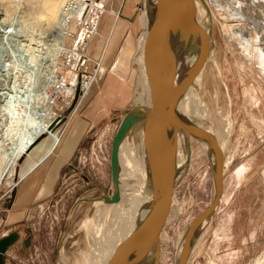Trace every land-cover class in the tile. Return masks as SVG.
<instances>
[{"label": "rangeland", "instance_id": "obj_1", "mask_svg": "<svg viewBox=\"0 0 264 264\" xmlns=\"http://www.w3.org/2000/svg\"><path fill=\"white\" fill-rule=\"evenodd\" d=\"M74 1L67 0L53 21L42 19L38 22L27 20L23 14L28 1H5L9 12L7 31L0 34V84L5 93V98L0 100V156L9 153L16 147L15 141L26 138L37 123L42 124L46 119L42 101L59 90L62 76L59 59L66 44L65 33L72 30L77 21L72 12ZM108 1L109 13H116L121 0H105L106 4ZM138 2L127 0L124 13H129ZM232 2L247 16L243 29L231 31L223 20L226 16L213 11V24L206 25L212 29L215 45L204 67L198 93L186 97L192 117L210 128L221 143H227L223 197L217 212L196 240L188 264H264V1ZM109 17L105 33L99 31L95 38L97 53L101 55L106 47V57L108 52L114 56L124 49L126 54H132V59L125 63V71L121 68L120 78L114 82L109 78L113 69L109 55L104 66L106 77L99 79L96 95L89 96L91 102L99 95L107 96V115L97 128V144L87 148L83 158L74 160L63 170L58 197L41 204L38 209L31 208L29 221L9 230L19 231L23 243L30 241V237L32 241L35 239L37 259L34 253L33 258L37 264H104L110 243L113 246L124 237L126 219L135 218L134 213L122 218L121 212L126 211L132 198L126 191L129 180L140 175L135 173L137 177H130L132 166L143 162L140 125L125 140L121 150L123 202L113 205L107 215L103 212L107 206L104 204L91 213V201L113 194L109 159L121 121L136 107H150L138 64L145 17L137 33L136 45L126 48V37L121 39L118 34L127 26L122 25V20L116 22L112 14ZM51 54L56 57L54 69L49 67L51 61H45V57L51 59ZM111 86V91L116 93L107 91ZM63 111L59 101L57 113ZM229 122L232 127L228 134ZM192 140L189 167L175 192L161 233L160 264H178L177 247L187 228L213 201V167L201 146L203 142ZM29 160L28 155L22 156L13 166L12 174L0 185V212L9 207L19 181L16 180L17 172ZM150 193L151 188L145 186V197ZM0 226L3 227L1 220Z\"/></svg>", "mask_w": 264, "mask_h": 264}, {"label": "water", "instance_id": "obj_2", "mask_svg": "<svg viewBox=\"0 0 264 264\" xmlns=\"http://www.w3.org/2000/svg\"><path fill=\"white\" fill-rule=\"evenodd\" d=\"M144 3L145 25L139 41V54L143 58L150 86V107H136L121 121L112 141L110 155L113 194L97 199L107 206L121 202V148L135 127L140 125L147 169L153 176L152 200L138 227L116 243L107 264H140L149 255H152L155 264H159L161 233L168 220L175 192L188 170V164L184 169L179 167V154L188 156L190 143L186 137H191L209 147L215 164L210 160L213 167V201L195 217L181 242L178 264H188L196 240L217 212L223 197L224 154L210 128L181 114L179 107L193 81L206 66L215 44L211 27L205 30L197 17L194 0H144ZM179 35L182 36V51L200 42L199 57L181 80L176 78L175 51L172 49ZM182 136L185 147L180 153L178 145ZM208 157L210 159V155ZM94 210L91 208V213ZM19 240L20 235L16 232L0 239V264H6L9 249Z\"/></svg>", "mask_w": 264, "mask_h": 264}, {"label": "crops", "instance_id": "obj_3", "mask_svg": "<svg viewBox=\"0 0 264 264\" xmlns=\"http://www.w3.org/2000/svg\"><path fill=\"white\" fill-rule=\"evenodd\" d=\"M108 16V17H107ZM144 13L136 10L135 3L129 13H124L122 25L127 26L125 29H120L119 34L123 39L125 36V48L136 45L137 33L142 28V20ZM110 17L109 14L104 16L102 24L100 26V33H105ZM124 30L127 32H124ZM95 41L93 42L90 50V55L94 59H98L100 54L95 49ZM99 48V47H98ZM112 57L113 69L109 74L114 82L120 77L121 68L125 71V63L132 59V54L128 55L122 49L121 53H117L113 56L112 52L107 53L106 59ZM111 62V61H110ZM109 62V63H110ZM111 62V63H112ZM123 64V65H122ZM106 71L103 69L97 84L91 90L89 96L93 97L98 91L99 79L104 75ZM113 86L109 87L110 94H114L117 91H111ZM94 92L92 93V91ZM109 95V94H108ZM88 96L87 102L82 111L73 119L67 132L62 137L58 146L52 150L53 139L50 137L40 140L35 146H33L26 154L30 160L26 165L21 166L17 172L16 180H19V184L13 191V198L7 209L3 208L0 212V220L3 223V227L0 226V239L8 236L12 232L17 230H10V227H18L26 224L29 221L30 209L37 208L41 204L58 197L59 184L63 183L62 173L67 165L71 164L74 160L83 158L84 152L87 148L95 146L97 144V138L99 135L98 127L100 123L106 118L105 107H107V96L99 95L91 102V97ZM91 102V103H90ZM43 137V136H42ZM87 147L84 148L87 141ZM111 155V154H110ZM110 163V159H109ZM69 221V225H70ZM71 226V225H70ZM69 226V227H70ZM8 228V229H5ZM7 230V233H3ZM21 239V235H20ZM19 240L12 248L9 249L6 255V264H37V244L35 239L32 241ZM36 256V259L33 258ZM215 264V263H213Z\"/></svg>", "mask_w": 264, "mask_h": 264}, {"label": "bare ground", "instance_id": "obj_4", "mask_svg": "<svg viewBox=\"0 0 264 264\" xmlns=\"http://www.w3.org/2000/svg\"><path fill=\"white\" fill-rule=\"evenodd\" d=\"M5 1L6 0H0V34L1 33H6L7 28H8V26H7L8 20L7 19H8V12L9 11H8L7 6H5ZM26 1H28V2L25 4V6L23 8V14L27 18V20H32V21L34 20L35 22H38V20L41 21L42 19L46 20V21H53L55 19L56 15H57V13L60 11V9L64 7L63 5L66 3L67 0H35V1L26 0ZM75 1L79 5L80 4L79 2L81 0H75ZM257 1H260V0H257ZM261 1H264V0H261ZM194 4H195L196 10H197V17L200 20V22L203 24L202 25L203 28L205 30H209L210 26L207 27L206 23L209 24V22H210V24L211 23L213 24V20H214V15H213L212 11L210 10V7L203 0H194ZM77 10L78 11L80 10L79 6H77ZM241 17L243 18V15H241ZM226 22H227V27L229 29H234L233 31L242 30L243 26H244V23L237 22L236 24H234V22H236L235 20H226ZM181 39H182V36L179 35L178 37L175 38L176 41L172 45V49L175 51L174 53H175V59H176V78L178 80L179 79L181 80L186 75V73L193 67V65L197 61V59L199 57V54H200V52H199L200 42H198V43L196 42L190 48H187V50L185 49L184 51H182V49H183L182 45L183 44H181V41H180ZM53 53L55 54V51H53ZM176 53H178V55H176ZM261 56H262V54H261ZM263 57H264V53H263ZM55 60H56V57L54 55L51 56V59L45 57V61L47 63H50V61H51V64H50L49 67L52 68V69L55 68V64H56ZM138 64H139V66H140V68H141V70L143 72V81H144L145 87L148 90V92L150 93V86H149V82H148V79H147V76H146V73H145L143 58L141 56L139 57ZM218 69L220 70V68H218ZM203 74H204V68L201 71V73L197 76V78L193 81V83L190 86V88L187 91V93L184 95L183 99L181 100L180 107H179V110H180L181 114L187 116L188 118H190L192 121L196 122L199 125H200V123L197 122V120L194 119L192 117L191 113L189 112V108H188L189 104L186 103V97L187 96L189 97V95H191V94L195 95L196 90H198V88H199V84L202 83ZM5 76H7V75H5ZM4 82L6 83V81H4ZM60 87L63 88L64 91L68 95H70V98L73 96V94H74V88L73 87H68L67 85L64 86V84H60ZM196 93H198V92H196ZM3 96H5V93L3 92L2 85L0 84V100L5 98ZM45 101H46V97L43 99L42 103H45ZM143 107H146V106H143ZM200 107L201 106H199V108ZM204 109H206V108H204ZM45 111H46V119L44 121V124L36 125L29 132V135L26 138L21 139V141H18V142L15 141L14 142V145L16 146L15 148H12L9 151V153H6L3 156L2 155L0 156V185L3 183V181H4L6 176H8V175L10 176L12 174L13 166L15 165V163L22 156L26 155L33 146H35L44 137H50L51 139H53L52 136L50 135L51 134L50 133V126L52 125V123L54 122V120H55V118L57 117L58 114L55 112V106L50 105V104L47 106ZM204 115H205V113H204ZM204 115L202 114V116H204ZM5 116H6V113H4V117ZM204 117H206V116H204ZM203 123H205V122H203ZM231 127H232V124H231V122H229L228 125H227V130H226V132L228 134L230 132V128ZM209 131L212 134H214L211 129H209ZM214 136H215V134H214ZM183 137L184 136H182V138L179 140V145H178L180 153H181V150L182 151L184 150L183 147H185V140H184ZM186 138H188L189 143L191 141H193L191 137H186ZM215 138L217 140V143L219 144V147H220L221 151L223 152V154H225V151H226V148H227L226 147L227 146L226 141L224 142L222 140L224 143L223 142L221 143L216 136H215ZM57 146L58 145H56V142L53 140L52 150H54ZM201 146L203 147V150H205L204 153H208V155H210V160H211L212 164H215L214 156L212 155L209 147L206 144H203V143H201ZM122 147H123V145H122ZM143 148H144V144L141 145L143 162L141 163V165L138 164L137 166H134V165L132 166V170L133 171L130 174V177H132V176L134 178L137 177V175L135 173H140V175H138L137 179L129 180L130 185L126 189V191L129 192V194L132 196V198L128 201V205H127L126 211H122L121 212L122 218L125 215H131L132 213H134V216H135L134 220L126 219L127 223L125 224L124 231H123V234H124L125 238L127 236H129L138 227L140 219L145 215L146 208L149 205L150 201L152 200L151 199L152 193H150L146 197L144 195L145 186H148L150 188L152 186L153 176H152V173H150V171L147 169V162H146L145 152H144ZM190 148H192V147H190ZM121 150H122V148H121ZM189 160H190L189 154H188V156L186 154H184L183 156L179 154V167L181 169H184L187 166V164H188V167H189ZM184 162H185V164H184ZM142 170H143L144 173H141ZM156 183L158 184L159 182L157 181ZM122 185H123V180H122V178L120 176L121 202H123ZM121 202H119V203H121ZM101 204H103L101 200L95 199V200H93L91 208H97ZM111 207L112 206H106L104 208L103 212L107 215L110 212ZM120 219H121V217H120ZM92 224H93V222H92ZM117 238H119V237H117ZM105 245H107V244H105ZM111 245L112 244L110 243L109 248L107 250L105 249L106 250V255L103 254V255L106 256L105 258H103L104 259V264L108 263L110 257L113 254L114 248H115V246L117 244H115L113 246H111ZM181 247H182V243L180 242L178 247H177V259L180 256ZM96 248H98V247H96ZM107 254H108V256H107ZM103 259H101V260H103ZM98 262H100V260ZM99 264H101V263H99ZM140 264H155V262L152 259V255H149ZM159 264H160V262H159Z\"/></svg>", "mask_w": 264, "mask_h": 264}, {"label": "built area", "instance_id": "obj_5", "mask_svg": "<svg viewBox=\"0 0 264 264\" xmlns=\"http://www.w3.org/2000/svg\"><path fill=\"white\" fill-rule=\"evenodd\" d=\"M203 1L210 7L212 13L216 11L224 14L226 18L223 20L225 21L235 20L236 22H234V24H236L237 22L244 23L247 19L243 11L240 10L232 0ZM126 2L127 0H121L119 10L116 13L112 11L109 13V1L107 2L108 4H106L105 0H81L79 5L74 1V9L72 12L76 15L77 21L74 28L72 30H67L65 33L66 44L59 59L62 74L59 80L60 84L73 87L74 94L70 98V95L59 86V90L46 98L44 103V111L50 104L55 106V112L57 113L59 101H61L64 108L62 114L57 113V117L50 126V135L56 142V145L60 143L73 119L84 108L91 90L97 84L98 78L104 69L106 47L104 51L101 52L98 59H94L90 55V50L95 38L99 34L103 18L107 14H112L116 22L122 20L123 9ZM77 6H79V11L77 10ZM135 8L144 13V0H139V2L135 4ZM230 14H232L233 17H229ZM241 15H243V18ZM233 30L234 29H231V31ZM68 74H70L69 77L67 76ZM51 79L50 77L48 81H51ZM147 94L149 97L148 103L150 104V96L148 92ZM43 116L46 118V111ZM38 124L39 123H37V125ZM42 124H44V122ZM18 183L19 181H17L15 186H17Z\"/></svg>", "mask_w": 264, "mask_h": 264}, {"label": "flooded vegetation", "instance_id": "obj_6", "mask_svg": "<svg viewBox=\"0 0 264 264\" xmlns=\"http://www.w3.org/2000/svg\"><path fill=\"white\" fill-rule=\"evenodd\" d=\"M111 196V195H110Z\"/></svg>", "mask_w": 264, "mask_h": 264}]
</instances>
